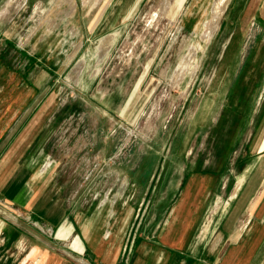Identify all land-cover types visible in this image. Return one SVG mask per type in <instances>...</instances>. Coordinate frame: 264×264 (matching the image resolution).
<instances>
[{"label":"rangeland","instance_id":"1","mask_svg":"<svg viewBox=\"0 0 264 264\" xmlns=\"http://www.w3.org/2000/svg\"><path fill=\"white\" fill-rule=\"evenodd\" d=\"M35 106L25 165L48 201L262 174L264 0H0V111Z\"/></svg>","mask_w":264,"mask_h":264},{"label":"crops","instance_id":"2","mask_svg":"<svg viewBox=\"0 0 264 264\" xmlns=\"http://www.w3.org/2000/svg\"><path fill=\"white\" fill-rule=\"evenodd\" d=\"M42 112L35 106L17 122L0 111V264H264V171L249 169V160L228 185L200 170L161 190L120 184L97 192L88 178L81 205L48 201L47 186L25 165L49 123Z\"/></svg>","mask_w":264,"mask_h":264},{"label":"bare ground","instance_id":"3","mask_svg":"<svg viewBox=\"0 0 264 264\" xmlns=\"http://www.w3.org/2000/svg\"><path fill=\"white\" fill-rule=\"evenodd\" d=\"M222 2H223V0H222Z\"/></svg>","mask_w":264,"mask_h":264}]
</instances>
